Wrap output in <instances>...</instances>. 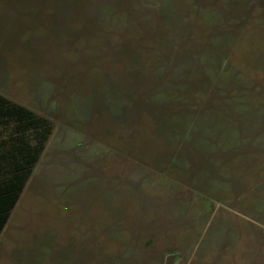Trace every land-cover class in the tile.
Listing matches in <instances>:
<instances>
[{
  "label": "rangeland",
  "instance_id": "rangeland-1",
  "mask_svg": "<svg viewBox=\"0 0 264 264\" xmlns=\"http://www.w3.org/2000/svg\"><path fill=\"white\" fill-rule=\"evenodd\" d=\"M0 93L53 123L0 264H264V0H0Z\"/></svg>",
  "mask_w": 264,
  "mask_h": 264
},
{
  "label": "trees",
  "instance_id": "trees-1",
  "mask_svg": "<svg viewBox=\"0 0 264 264\" xmlns=\"http://www.w3.org/2000/svg\"><path fill=\"white\" fill-rule=\"evenodd\" d=\"M52 130L49 117L0 93V233Z\"/></svg>",
  "mask_w": 264,
  "mask_h": 264
},
{
  "label": "crops",
  "instance_id": "crops-1",
  "mask_svg": "<svg viewBox=\"0 0 264 264\" xmlns=\"http://www.w3.org/2000/svg\"><path fill=\"white\" fill-rule=\"evenodd\" d=\"M29 181H30V176L28 177V179H27L25 185H28V182H29ZM19 199H20V197H19ZM19 199H18V201H19ZM18 201L16 202L14 208L16 207ZM14 208H13V209H14ZM12 211H13V210H12ZM10 215H11V214H10ZM9 218H10V217H9ZM7 222H8V221H7ZM6 224H7V223H6ZM5 226H6V225H5ZM5 226H4V228H5ZM4 228L2 229V231H1V233H0V237H1L2 233H3Z\"/></svg>",
  "mask_w": 264,
  "mask_h": 264
},
{
  "label": "water",
  "instance_id": "water-1",
  "mask_svg": "<svg viewBox=\"0 0 264 264\" xmlns=\"http://www.w3.org/2000/svg\"><path fill=\"white\" fill-rule=\"evenodd\" d=\"M172 257L171 256H168L167 257V259H166V264H170L171 262H170V259H171Z\"/></svg>",
  "mask_w": 264,
  "mask_h": 264
}]
</instances>
